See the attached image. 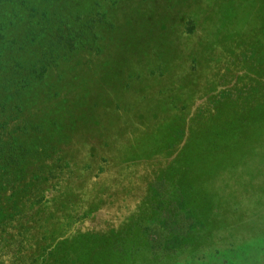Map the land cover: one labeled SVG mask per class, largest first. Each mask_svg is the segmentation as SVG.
<instances>
[{"label": "rangeland", "instance_id": "1", "mask_svg": "<svg viewBox=\"0 0 264 264\" xmlns=\"http://www.w3.org/2000/svg\"><path fill=\"white\" fill-rule=\"evenodd\" d=\"M38 1L83 38L22 113L0 98V149L23 143L59 175L39 186L61 182L17 217L28 264H264V0ZM221 7L226 26L206 21ZM76 234L104 256L57 249Z\"/></svg>", "mask_w": 264, "mask_h": 264}, {"label": "trees", "instance_id": "2", "mask_svg": "<svg viewBox=\"0 0 264 264\" xmlns=\"http://www.w3.org/2000/svg\"><path fill=\"white\" fill-rule=\"evenodd\" d=\"M115 3H118L117 0ZM228 13L221 7L219 10L208 13L209 15L207 14L205 19L211 22H223L222 26H226L224 19L227 21ZM251 14L254 15L253 11ZM96 16L105 17L101 12H98ZM191 17L194 22H192L193 26L189 28V33L196 30L198 21L200 22V19L197 20L196 16L192 15ZM248 20H250V17ZM64 24L62 22L57 25L55 16L51 15L50 10L44 8L38 0H0V76H4L7 83V86L0 84V98L5 95V101L10 103L16 97V102L12 103L15 106L17 105L16 109L19 114L24 111L21 103H24L25 93L28 95L40 82L44 83L50 79L48 68L51 63H55L54 59L60 58L62 54H59L57 49L61 48V46L65 49L66 43H69L70 46L78 44L77 39L82 36L81 31L80 35L78 31H75L77 33H74L75 35L63 34V29L60 25ZM64 26L67 27L66 24ZM55 28L56 33L52 31ZM250 30H253V26L251 25L248 28L247 25V32H250ZM222 32L223 29L220 33ZM171 40L175 42L174 38ZM43 41L48 43V51L43 50L45 49L43 48L45 44H41ZM147 42L149 41L147 40ZM149 48L152 49L154 46ZM173 49L177 48L173 46L169 53H175ZM178 51L183 50L178 48ZM7 94L8 96H6ZM1 109L0 112L5 110V108ZM5 124L1 125L0 123V126L4 127ZM26 128L27 130L29 129V132L32 129L28 125ZM29 132H26V134ZM6 133H2L0 130V135H5ZM22 145L23 143H20V147H16L8 144L5 148L0 149V264H28L29 261L34 262L35 259L32 256L24 253L26 248L22 242V235L26 229L22 230L24 226L17 217L20 216L23 219L30 217L39 210L40 204L45 201L46 193H56V191L62 189L60 188V181L52 183L50 188L39 186L41 180L45 184V181L48 182L49 179H52V176L54 177L52 180H58L59 175L55 176L53 169H41L40 165L31 166V152L26 146L23 147ZM44 145L54 151V153L57 152V148L51 142L44 143ZM36 153L37 159H40L39 157H51L50 153L43 152L42 155L38 152ZM59 159L61 163L59 165L60 169H66L71 166L69 160L62 157ZM40 174L42 175L41 177L39 176ZM164 183V181L161 182V184ZM161 184L154 182L151 187L160 192ZM63 193L61 191L57 196L61 197L63 195L61 197L63 198L70 195ZM51 201L49 200V202ZM14 230H16V236H18L16 240H12ZM29 243L35 244L36 242L31 239ZM73 244L77 247H83L90 255L96 253L98 256H104L105 254L81 234L73 235L61 242L57 249ZM69 252L71 251L69 250ZM10 254L12 256L9 258ZM26 257L27 260L25 259ZM107 257L110 258V254H107ZM78 264L80 263L78 262Z\"/></svg>", "mask_w": 264, "mask_h": 264}]
</instances>
